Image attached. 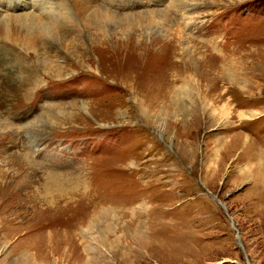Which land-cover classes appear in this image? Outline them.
I'll use <instances>...</instances> for the list:
<instances>
[{"label": "rangeland", "instance_id": "1", "mask_svg": "<svg viewBox=\"0 0 264 264\" xmlns=\"http://www.w3.org/2000/svg\"><path fill=\"white\" fill-rule=\"evenodd\" d=\"M49 180L38 264H264V0H0V210Z\"/></svg>", "mask_w": 264, "mask_h": 264}, {"label": "bare ground", "instance_id": "2", "mask_svg": "<svg viewBox=\"0 0 264 264\" xmlns=\"http://www.w3.org/2000/svg\"><path fill=\"white\" fill-rule=\"evenodd\" d=\"M36 20H37V16H31L29 22H35ZM67 190H68L67 186L62 184L59 180L58 181L49 180L48 183L45 185L44 191L37 196L36 200H34L35 201L33 206L34 211L30 214V216L27 217L26 214L21 210H10L8 214L0 210V222L3 223L5 220V223L3 225L5 224L7 226L13 225L15 227L13 234L12 233L6 234L3 231L4 226L0 228V235L2 238L7 240V243L11 240L12 237L17 236L21 232H23L20 235L21 240L17 242L14 248L9 251V254H7L6 256L7 259L13 260L12 262H14L15 258H17V260L21 262L20 264H38L37 253H35V251L37 248L36 244H38L37 240L39 239L38 236L39 230L43 228L52 229L54 228L55 225L59 224V222L56 221L48 222L49 220L52 219L50 216L56 215L59 211H61V209L74 202V199L81 195V193H74L72 191H67ZM87 193L91 194L90 191L88 190ZM67 200L68 202H65ZM134 202L135 200H132V203ZM102 203H103L102 199L100 198L97 199L95 197L90 196L89 208H87L84 211V214H82V216L79 219L77 218L78 221L75 222L74 227L72 228H75V230L78 228L84 229V227L87 225L89 221L90 211L93 212ZM7 204L8 201L5 203L3 202V205L1 207L3 208V206ZM126 204L127 202L124 204L125 208H126ZM142 205L144 206L145 204ZM94 212L96 213V211ZM48 213L51 214L48 216ZM21 218L22 220L19 221ZM45 222H48V224L45 225L46 224Z\"/></svg>", "mask_w": 264, "mask_h": 264}]
</instances>
